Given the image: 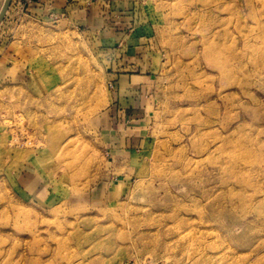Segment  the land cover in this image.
<instances>
[{"label": "rangeland", "instance_id": "obj_1", "mask_svg": "<svg viewBox=\"0 0 264 264\" xmlns=\"http://www.w3.org/2000/svg\"><path fill=\"white\" fill-rule=\"evenodd\" d=\"M89 2L0 24L43 68L0 92V264H264V0Z\"/></svg>", "mask_w": 264, "mask_h": 264}, {"label": "crops", "instance_id": "obj_2", "mask_svg": "<svg viewBox=\"0 0 264 264\" xmlns=\"http://www.w3.org/2000/svg\"><path fill=\"white\" fill-rule=\"evenodd\" d=\"M2 2L3 0H0V6ZM14 13L35 25L50 24L57 20L90 26L104 22L97 12V5L92 6L89 0H12L3 23ZM38 56V50L35 47L22 43L19 39L0 49V92L4 94L6 91L10 93L16 90L26 95L30 104H39L41 99L38 97L43 95L40 84L43 68L37 61ZM110 114L116 115L114 107L110 108ZM127 117L130 120L136 119L135 112L130 111ZM127 131L131 134L128 140L121 138L114 140L113 150L121 152L124 141L130 146L129 148H132V144L135 143L132 139L133 132L131 128Z\"/></svg>", "mask_w": 264, "mask_h": 264}, {"label": "bare ground", "instance_id": "obj_3", "mask_svg": "<svg viewBox=\"0 0 264 264\" xmlns=\"http://www.w3.org/2000/svg\"><path fill=\"white\" fill-rule=\"evenodd\" d=\"M5 2H6V0H3L1 8H0V15L3 11V7L5 5ZM7 12H8V10H7ZM256 56H258L257 53H256ZM255 58L258 59V57H255ZM223 73H224V77L226 78V76L228 75V71L223 70ZM61 97H63V96H61ZM197 127H199V126H197ZM202 147H200V152L197 154V157H196L197 159L195 161V164L202 165V168L200 169V171H198V175L207 180V179H209L210 176H212L211 174H209L208 166H210V163L214 162L212 160L214 159L215 154L213 156H212V154H210V150L213 146H208V147H204V148H202ZM218 149H220V147H217L215 150L217 151ZM248 158L250 159L251 163H257L258 162L257 156H251ZM176 181L180 182V180L178 181V179Z\"/></svg>", "mask_w": 264, "mask_h": 264}, {"label": "water", "instance_id": "obj_4", "mask_svg": "<svg viewBox=\"0 0 264 264\" xmlns=\"http://www.w3.org/2000/svg\"><path fill=\"white\" fill-rule=\"evenodd\" d=\"M10 5H11V0H6L5 5L3 7V11H2V13L0 15V24L3 21V19L5 17V14L7 13V10H8Z\"/></svg>", "mask_w": 264, "mask_h": 264}]
</instances>
